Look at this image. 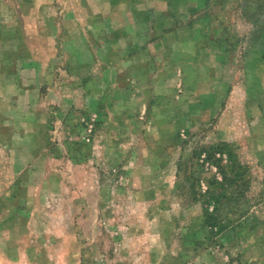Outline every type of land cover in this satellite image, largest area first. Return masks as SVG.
<instances>
[{
	"label": "rangeland",
	"instance_id": "1",
	"mask_svg": "<svg viewBox=\"0 0 264 264\" xmlns=\"http://www.w3.org/2000/svg\"><path fill=\"white\" fill-rule=\"evenodd\" d=\"M186 5L173 8L177 24L189 28L206 16L204 43L224 55L217 63L223 74L253 82L264 75L255 63L264 58V0H208L198 4L201 13ZM141 70V79L152 76L148 65ZM76 77L64 88L71 108L46 115L36 148H0L2 167L32 174L19 185L11 180L14 193L0 198V264H264V142H251L261 132L264 140V125L252 116L257 104L264 114V87L258 103L247 86L242 111L186 122L147 105L154 91L181 92L176 78L157 89L155 80L118 81L122 101L100 99L92 82L93 97L83 101ZM19 157L26 161L15 167ZM212 190L224 193L218 206L208 199ZM216 207L223 225L208 220Z\"/></svg>",
	"mask_w": 264,
	"mask_h": 264
},
{
	"label": "crops",
	"instance_id": "2",
	"mask_svg": "<svg viewBox=\"0 0 264 264\" xmlns=\"http://www.w3.org/2000/svg\"><path fill=\"white\" fill-rule=\"evenodd\" d=\"M204 2L208 0H0V148H16L17 153L20 147L36 148L35 140L47 129L46 115L56 109L64 114L71 108L72 97L64 88L71 87L77 75L82 77V100L93 97L88 88L93 82L96 95L111 101L123 100L114 85L118 81L155 80L157 89L166 84V78H176L181 92L161 95L154 91L147 105L163 109L164 118L179 114L186 122L215 116L221 110L229 116L236 108L244 110L250 95L247 86L255 88L254 100L259 103L264 75L253 82L250 76L242 79L222 73L217 63L223 62L224 55L204 43L201 25L206 16H201L200 23V16L194 19L197 22L189 28L177 24L176 13L172 14L175 6L191 3L189 11L201 13L198 4ZM167 59L169 67L163 63ZM255 63L264 65V58ZM147 65L152 76L141 79L145 76L141 69ZM73 67L80 70L72 71ZM119 76L127 78L119 80ZM59 82L56 94L54 85ZM102 82L110 87L104 88ZM106 88L110 93H105ZM180 101L183 108L178 107ZM187 106L188 110L184 109ZM256 106L259 115L254 112L252 116L264 125L261 106ZM256 127L252 126L250 135ZM261 136L262 132L251 142H264ZM20 159L13 160L15 167L26 161ZM1 162H6L5 156L0 155V188L4 191L0 198L11 193L13 180L19 185L16 180L31 179L32 175L29 168L15 174ZM1 205L0 200V209ZM4 238L0 231V240ZM21 238L18 234L14 241Z\"/></svg>",
	"mask_w": 264,
	"mask_h": 264
},
{
	"label": "trees",
	"instance_id": "3",
	"mask_svg": "<svg viewBox=\"0 0 264 264\" xmlns=\"http://www.w3.org/2000/svg\"><path fill=\"white\" fill-rule=\"evenodd\" d=\"M225 146H227V144H224ZM238 171H236L235 173H237ZM226 181H229L230 183L234 181V175L233 176H229ZM250 182V180H249ZM222 189V188H221ZM214 190L210 191L208 193V199H210L211 201H213L216 206L219 205L220 201H221V198H224L223 195L224 193L223 192H213ZM239 195H237L236 197H233V198H238ZM220 210V207H216L212 213H208L207 214V217H208V220L213 224V225H223L221 221H218L217 220V212H219Z\"/></svg>",
	"mask_w": 264,
	"mask_h": 264
}]
</instances>
